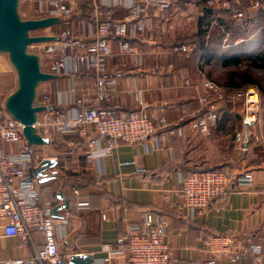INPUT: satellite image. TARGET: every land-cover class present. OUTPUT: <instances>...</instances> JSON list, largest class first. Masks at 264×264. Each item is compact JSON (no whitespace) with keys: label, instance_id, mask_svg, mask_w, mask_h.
<instances>
[{"label":"crops","instance_id":"crops-1","mask_svg":"<svg viewBox=\"0 0 264 264\" xmlns=\"http://www.w3.org/2000/svg\"><path fill=\"white\" fill-rule=\"evenodd\" d=\"M181 10L193 11L191 16L185 12L188 15L184 13L181 18L187 21L192 17L194 30L189 33L193 39L178 42L179 34H182V39L188 38L187 32H181L175 24ZM122 16L123 11L118 10L116 18ZM226 17L223 15V19ZM82 18L79 15L70 20L68 27L75 34L82 33ZM202 20L206 19L197 0H176L164 14L151 11L147 34L141 40L131 42L142 51V67L136 66L133 58L121 55L117 42H111L114 57L106 63L108 76L118 72L122 74L112 103L106 109L113 108L116 113L128 112L138 107L137 100L148 116L162 117L176 125L180 136H165L160 144L155 140L134 146L119 144L110 155L96 158L89 164L85 157L87 152L99 150L104 145L91 127L87 128L88 135L85 138L56 136L51 138L48 145L35 146L44 154V160L53 159L57 162L47 171V174H53L52 180L39 183L34 179L39 203H48L52 209L61 206L63 201L57 197L58 194L68 201V209L57 211L58 217L54 220L64 236L57 241L58 251L65 259L63 264H68L69 257L74 253L93 255L95 264H127L125 255L103 262L106 255L100 251V246L114 245L117 238L124 236L129 228L142 226L144 214L151 215L152 225L158 224L160 220L166 222L163 241L170 250L171 264H206L211 259L215 260V264H253L252 255L231 263L225 256L208 251L205 243L213 236L230 237L238 243L249 239V244L260 247L259 264H264V157L255 153V146L252 145L245 158L253 162L261 159L262 162L247 166L253 179L250 187L240 189L233 186L227 202H212L193 219H190L182 204L180 191L185 174L222 166L219 168L232 176L238 171L234 165L242 161L240 151L234 149L230 153L223 144H206L209 140L207 136L198 134L192 128L194 117L204 112L198 103L199 97L203 95V80L193 57L179 54L176 48L187 41L198 44ZM63 28L65 26L48 29L60 31ZM220 34L218 28L212 29L211 35L219 42ZM211 50L218 53L221 49L213 45ZM16 85L15 78L14 85L0 92V112L4 109L5 99L14 92ZM68 86L70 76L57 75L56 79L40 84L36 95L38 98L49 96L54 102L58 96L66 94ZM93 96L91 76L80 78L76 98L83 102L82 105L72 104L63 110L73 114L81 111L82 107H94ZM231 108L234 111L231 112ZM224 109L225 106L218 105V120L220 116L226 115L234 118L237 113L232 106ZM44 115L38 117L36 129L39 134L44 132V127L40 125ZM216 123L210 127V136L218 132ZM69 143L74 146L69 147ZM0 148L9 152L15 150L13 146L7 145H1ZM78 201L88 202L89 208L77 210ZM244 245L247 244L244 242ZM30 254L28 246H24L18 238L4 237L0 230L1 264L24 260Z\"/></svg>","mask_w":264,"mask_h":264},{"label":"built area","instance_id":"built-area-1","mask_svg":"<svg viewBox=\"0 0 264 264\" xmlns=\"http://www.w3.org/2000/svg\"><path fill=\"white\" fill-rule=\"evenodd\" d=\"M86 1L89 2V8L84 11L81 8ZM175 1L35 0L37 18H59L61 26L65 28L56 33L46 34L56 36V41L31 45L29 49H32L28 51L39 56L41 69L45 68L44 72L70 76L68 91L58 96L54 102L49 96L35 98L37 106H44L47 109L40 113L45 114L40 123L44 127L42 136L49 140L64 135L85 138L88 135L87 128L91 127L95 135L103 140L104 145L99 150L87 152L85 157L89 164L96 158L110 155L119 144L134 146L148 144L153 140L160 144V141L165 140V136L181 135L179 128L164 118L148 116L146 111L140 108L141 103L137 100L135 101L138 107L128 112L116 113L113 108L106 109V106L111 105L118 80L122 77L120 72L113 76L106 74V63L114 57L111 42L118 43V52L121 55L133 58L134 64L142 67V51L131 42L141 40L147 34L151 11L164 14L171 9ZM205 6L213 10V14L206 22L205 41L212 36V29L218 28L222 35L221 48L240 43V40H234L229 44L230 34L226 28L239 26L242 22L246 25L241 28L248 27L252 23L250 16L239 12L227 13L230 7L224 0H206ZM118 10L123 11L120 19L116 18ZM251 10L252 13L262 15L264 21V0H252ZM79 15L84 16L81 20L80 35L68 27L70 20ZM223 15L227 17L223 19ZM195 48V44L187 41L180 44L176 51L190 57L194 54ZM196 66L203 80V95L199 97L198 103L204 112L194 117L193 130L202 136H208L210 127L218 120V105L231 104L234 107L242 100L245 105L243 131L234 135L233 142L235 150L247 152L251 139L249 130L257 122L260 109L257 90L249 86L243 94L237 90H231L226 94L206 78L203 58H197ZM86 73L92 74L89 76L94 84L95 106L82 107L81 111L73 114L64 111L63 108L69 105H82L83 102L76 96L78 80L88 76ZM0 116V146L15 148L14 152L0 148V230L4 237L18 238L31 250L29 257L11 264H63L64 257L58 251L57 241L64 236L50 216L51 205L39 203L36 181L29 179L27 175L29 169H34L45 159L44 154L35 146L27 144L21 134V125L5 109L0 112ZM37 125L38 118L36 127ZM68 146L73 147L74 144L69 143ZM262 149L264 151V144ZM252 180L251 174L246 173L236 179L235 187L248 188ZM232 189V177L223 168H218L212 171H197L184 178L181 181L180 194L183 207L187 209L190 219H193L212 202H227ZM76 208L88 209L89 204L78 201ZM166 227L164 220L152 225L151 215L144 214L142 226L129 228L124 236L117 238L114 245L100 246V251L106 255L103 262L125 255L127 264H171L170 250L163 241ZM205 247L212 253L225 256L231 263H236L249 255L253 257V264L261 262L260 247L249 244V239L238 243L230 237L213 236L208 238ZM206 264H215V260L211 259Z\"/></svg>","mask_w":264,"mask_h":264},{"label":"water","instance_id":"water-1","mask_svg":"<svg viewBox=\"0 0 264 264\" xmlns=\"http://www.w3.org/2000/svg\"><path fill=\"white\" fill-rule=\"evenodd\" d=\"M20 0H0V54H6L10 65L16 73L17 86L4 102L5 111L17 121L22 129L21 134L30 146H45L50 140L37 132L38 115L47 109L35 104L36 91L40 84L57 78V75L42 71L39 56L28 51L29 46L56 41L53 35L30 36V32L45 30L60 24L59 18H37L22 20L19 16ZM56 160H43L36 169H29V179L45 183L54 178L47 171L56 165ZM57 197L63 201L61 206L50 212L56 220V212L68 209V201L62 195ZM68 264H95L91 254H73Z\"/></svg>","mask_w":264,"mask_h":264},{"label":"rangeland","instance_id":"rangeland-1","mask_svg":"<svg viewBox=\"0 0 264 264\" xmlns=\"http://www.w3.org/2000/svg\"><path fill=\"white\" fill-rule=\"evenodd\" d=\"M224 1H227V0H224ZM251 3H252V0H248V2L247 1L243 2L245 8L247 9L241 13L244 14L245 16H248V17L251 16V13H252ZM229 7H231V5H229ZM188 9L192 10L191 8H188ZM18 12L22 20L37 19L38 15L35 11V0H22V3L20 2L19 4ZM185 12H187L191 16V13L193 11L181 10L180 13L178 14L179 18L176 19L177 21L175 22V24H177V28H179V30H182L181 32H185V33L187 32L188 38L182 39L180 38L182 34H179L178 42L185 41L189 38L193 39V36L189 35V33L191 32V30H194V21L192 17H189L188 18L189 20L184 21V19H182L181 16ZM187 13L185 14L188 15ZM60 27H61V23L58 24V26L56 25V29L57 28L59 29ZM56 29H53V30L49 29L48 31L50 33H56L58 32L56 31ZM48 31L47 29L39 30V31H32L30 32V36L46 35ZM238 40H240V38H238ZM31 49L32 48L30 49L28 48L29 51H31ZM260 54L264 56V47L260 49ZM42 70L45 71V68L42 67ZM245 71L249 73L250 77L254 79L257 83V85H254L253 87L258 92L259 104H260V109L257 114V122L249 130V133L251 134L249 146L250 148L252 147V145L255 146L257 148V150H255V153L258 156L262 154V156L264 157V151L262 149V145L264 144V65L261 67H255L249 63L242 62V64L239 65L238 67H233V66L227 67V68L226 67L224 68L215 67L211 70L210 73L207 72L206 78L214 82V84L222 92L224 91L226 94H228L231 92V90H228L227 86L225 85L228 74L232 72L243 73ZM15 78H16V73L14 69L12 68V66L10 65L7 55L0 54V92L4 91L6 88L10 87L12 84L14 85ZM248 87L249 86L241 85L239 89H237V91H240V93L243 94L246 92V89ZM219 106H225V109H226V106L231 107V104H219ZM234 107L237 111V113L233 116L234 118H230L227 115L223 117L220 116L219 120L216 123L218 127V132H216L214 135H211V136L208 135L207 139L209 140L205 142L206 144H223L225 145L226 149L230 151V153L234 152L233 150L235 149V146H234L233 138L237 132L241 133L243 131L242 130V120L245 115V105H244V102L241 100L238 103H236ZM38 117H40V115H38ZM219 167H222V166H219Z\"/></svg>","mask_w":264,"mask_h":264},{"label":"trees","instance_id":"trees-1","mask_svg":"<svg viewBox=\"0 0 264 264\" xmlns=\"http://www.w3.org/2000/svg\"><path fill=\"white\" fill-rule=\"evenodd\" d=\"M248 0H227L228 4L231 5L230 9L226 11L229 14L233 13H241L245 11L247 8H245L243 2ZM206 0H197V4L203 9L204 11V19L199 24V33L197 36V40L199 41L198 44H196V48L194 51V54L192 55L193 60L197 61V58L201 57L205 60V67L208 70H205V74L210 73L211 70L215 67H238L242 64V62L249 63L255 67H261L264 65V56L260 54V49L264 47V21L262 20V15L253 14L250 16V21L252 22L250 26L243 27L246 25L245 22H242L239 26H232L227 27V31L229 32L230 36L228 39L229 44H232L234 40H238L240 38V43H238L235 46H231L228 48H221V41H217V38H213V35L210 36L209 40L205 41V29H206V22L209 19V17L213 14V10L206 8L205 6ZM88 3L86 1L83 8H81L84 11H87L89 8ZM84 17V16H82ZM245 28V29H244ZM250 32V34H249ZM236 37V38H235ZM222 39V35H221ZM213 45H217L220 47V52H212L211 47ZM262 47V48H261ZM200 49V50H199ZM191 57V56H190ZM86 75H92L91 73H86ZM228 90H237L241 85L245 86H254L257 85L256 81L250 77V74L246 71L243 73H230L228 74L226 78V83ZM242 155V161L240 164H236L238 168V171L234 173L232 177V184L235 186L236 179L246 173H248L247 166L249 164H252L254 162L260 163L262 162L261 159L250 161L245 158V155L248 154L247 152H240ZM257 165V164H256ZM233 167V166H232ZM257 167H260L258 165ZM219 167L212 168L210 170H204V171H212L215 169H218ZM229 168H231L229 166ZM228 169V168H227ZM198 171V170H197ZM194 171V172H197ZM192 172V173H194ZM228 172V170H227ZM185 174V178L188 177L190 174ZM65 262V259L63 263Z\"/></svg>","mask_w":264,"mask_h":264}]
</instances>
